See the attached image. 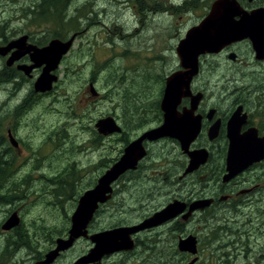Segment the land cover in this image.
<instances>
[{
	"label": "rangeland",
	"instance_id": "obj_1",
	"mask_svg": "<svg viewBox=\"0 0 264 264\" xmlns=\"http://www.w3.org/2000/svg\"><path fill=\"white\" fill-rule=\"evenodd\" d=\"M156 1L73 0L67 11L68 16H73L72 20L60 22V18L49 20V17L37 20L46 23L45 28L50 33L60 30V38L73 37L74 48L60 63L61 79L56 91L25 116L12 119L25 150L24 153L19 151L22 156L12 160L13 169L20 167L13 171L9 182L13 192L19 193L17 199L0 205V254L6 249L0 264H34L56 247L58 238L69 236L71 212L78 201L72 205L71 200L65 197H69L67 194L74 197L78 195L80 186L99 181L107 169V158L116 156L120 148V143L112 138L106 141L101 135L100 139L97 137L95 119L105 114L108 107L111 108L112 99L116 108L113 106L111 110L114 111H119L124 104L133 106L131 102H135L134 105L141 102L145 109L150 110L153 103L160 100L161 76L179 63L175 50L178 42L192 25L199 22L212 0H195L194 3L188 0L187 3L193 6L192 11L182 9L176 12L175 17L169 11L160 10L170 9L168 0H159L158 4ZM172 1L180 4L184 0ZM45 4L43 0H0V16L3 18L30 6L42 7ZM90 78L94 79L99 92L97 97L89 90ZM25 92L23 90V94ZM18 101L19 96L12 99L6 92H0V106L8 104L12 108ZM142 122L129 123V130L148 125ZM59 130L60 140L55 141ZM92 140H95L94 144ZM42 143L45 150H42ZM38 149L40 154L37 153ZM174 152L177 153L176 162L181 166L183 157L179 146ZM163 153L167 155L168 150L161 149L159 155ZM72 172L75 183L70 181ZM200 176L194 177L201 179ZM159 177L162 179L166 176ZM176 177L169 176L168 183L167 179L165 182L161 180L164 187L167 185L165 189L163 187L162 195L167 194L153 198L136 188L138 181L131 189L132 196L129 195L128 186L117 182L111 200L105 201V210L95 217L97 227H93L91 233L136 224L142 215L161 207L167 198L179 193L184 195L178 189V181L172 185ZM146 178L141 177L145 182ZM195 184L197 188L200 187L192 182L189 189ZM63 208L66 211L70 209L68 225H64L67 216ZM14 211L20 218L19 225L4 229L3 224L13 216ZM195 218L188 228L200 238V249L227 252L226 256L223 255L225 252L220 253L224 264H249L248 257L235 251L237 246L234 241L226 236L223 239L215 236L209 238L208 229H204L202 221L197 219L201 218V214ZM65 227H68L67 234L62 235L61 230L65 231ZM21 231L29 233L30 242H22ZM182 232L183 228L174 234ZM153 233L155 231L151 229L147 230L146 235L139 236L140 243H145L144 248H149L151 243L159 249L172 245L177 248V235L163 232L159 240L157 236H152ZM218 235L223 236L224 233ZM7 238L9 242L15 240L19 243L14 248L10 247L11 243L7 247ZM87 239H77L72 247L61 251L53 264H74L78 258L88 254L94 244ZM147 252L142 253L141 257ZM41 254L43 257L39 258ZM152 261H145V264Z\"/></svg>",
	"mask_w": 264,
	"mask_h": 264
},
{
	"label": "flooded vegetation",
	"instance_id": "obj_2",
	"mask_svg": "<svg viewBox=\"0 0 264 264\" xmlns=\"http://www.w3.org/2000/svg\"><path fill=\"white\" fill-rule=\"evenodd\" d=\"M158 1H156L157 4ZM186 1L184 0L179 4L168 0L171 4L170 9L160 10L169 11L173 17H175L176 12L182 9L188 8V11H192L193 6ZM214 1L212 0L211 4L206 6L207 8L201 15L199 22L191 27L199 24L209 14ZM237 2L240 5L239 9L248 13H257L264 8V0H237ZM46 17L47 14L43 13V8L38 6L24 8L23 11L3 18L0 16V47L10 46L6 53L0 52V92H6L12 99L19 96V101L12 108L8 105L10 101L8 104L4 102L7 106H0V137L9 142V145L7 143V146L4 145V147L10 152L9 155L14 160L16 156H22L19 151L24 153L25 147L23 148V141L18 138L17 127L13 126L12 119L25 116L37 104L56 91L61 79L60 63L74 48L73 39L68 51L62 55L61 60L59 57L58 64L50 71L56 77L51 89L37 90L36 82L45 68L47 69V62L49 61L48 51L41 49L54 41L56 45L51 55L56 58L57 53L60 55V40L64 42L69 40L60 38V30L50 33L45 28L46 23L37 22L39 18L44 20ZM239 18V16L235 17V19ZM175 50L177 52V46ZM178 59L179 63H175V67L168 70L169 73L167 71L161 76L158 95L160 100L153 103L150 110L145 109L141 102L136 103V105H134L135 102H131L133 106L124 104L121 105L119 111H114L111 110L113 106L115 107L112 99L111 108L108 107L105 114L97 117V120L95 119V133L98 138L101 135V138L106 141L112 138L115 142L120 143L118 154L107 158L108 163L105 165L107 167L105 172L125 154L126 149L134 140L144 132L164 123L165 112L162 109L161 101L168 76L183 69L181 60L179 57ZM170 70L172 71L170 72ZM89 85L91 94L97 97L99 92L93 78H90ZM23 90H26L24 94ZM190 92L189 95L183 96L181 102L176 105L174 116L177 113H186L189 119L200 120V130L189 149L191 151L203 150L206 153V161L200 163L192 172L186 173L191 165V157L182 149L178 138L164 136L156 140L145 139L142 143L146 150L145 155L139 159L134 168L125 171L112 184V192L110 198L107 199L111 200L116 191L117 182L122 186H128L130 188L129 195L132 196L131 189L137 181V189L142 190V192L145 191L151 198L157 197L159 194L162 195L161 191L164 187L162 181L165 182L167 179L168 183L169 176L172 175L177 176L172 185L178 181V189L184 195L179 193L167 198L160 205L161 207L142 215L140 217L142 219L136 223L149 218L174 200L184 202L186 208L177 217L134 234L132 236L135 242L133 249L114 251L105 255L101 258L100 264H145V261L148 262L150 259L153 260L150 264H224L222 261L224 259H221L220 253L225 251L200 249V238L188 228V225L192 223L191 221L196 219L197 214H201V218L197 219L202 221L204 229H208L209 238L215 236L223 239L226 236V238L234 241L235 246H237L235 251L248 257L249 264H264V44L258 40H252L250 37H245L223 45L218 51H206L200 54L198 71L191 80ZM105 117H113L119 129L107 133L101 132L97 123ZM141 120H143L142 123L147 122L148 125L143 128L133 127L129 130V123L132 124ZM232 136L237 137L239 141H250L255 144H252V147L257 150L254 154L252 153V162L246 163V167L237 170L230 177L228 156ZM58 140H60V130L56 134L55 141ZM94 143L95 140H92V144ZM44 145L42 143V150L46 149ZM0 146L3 148L2 145ZM178 146L181 157H183L181 166H178V162H176L177 153L174 152ZM40 149L37 150L38 154H40ZM161 149L162 151L167 149L168 154L159 155ZM238 154L241 153L238 152ZM198 159L199 157L196 161ZM14 165L16 166V164ZM19 168L17 167L13 171H17ZM160 175L166 177L161 179ZM195 175L198 177L201 175V179L194 177ZM142 176L148 177L146 182L141 179ZM97 182L98 180L88 189L94 188ZM192 182L198 183L200 187L197 188V184H195L189 189ZM166 187L167 185L164 189ZM204 199L211 200L209 205L195 210L187 218L184 217L194 201ZM106 203H99L92 216L94 222L95 217L105 210ZM75 209L71 212L72 214ZM182 228L184 232L174 234L181 231ZM151 229L155 231L152 236L158 238L162 236L163 232L177 235L175 238L177 248H174L173 245L167 249L152 248V246L155 247L152 243L149 244V248H144L145 243H140L139 236L146 235L147 230ZM90 232H92L91 229ZM219 233H224V235L219 236ZM190 234L196 235L198 239V252L196 254L178 248L179 240ZM159 240L161 239L159 238ZM144 252H147V255L142 258ZM227 254L225 252L223 255L226 256ZM253 257L255 258L252 259Z\"/></svg>",
	"mask_w": 264,
	"mask_h": 264
},
{
	"label": "water",
	"instance_id": "obj_3",
	"mask_svg": "<svg viewBox=\"0 0 264 264\" xmlns=\"http://www.w3.org/2000/svg\"><path fill=\"white\" fill-rule=\"evenodd\" d=\"M239 7L237 0H215L212 3L209 14L199 24L187 30L185 36L180 39L177 45V54L183 69L175 71L168 76L161 101L162 109L165 112L164 123L159 127L144 132L139 138L134 140L126 149L125 154L100 177L98 184L94 188L87 189L81 195L71 217L69 236L58 238L56 247L34 264H53L60 256L61 251L69 249L77 239L82 237L90 239L94 246L90 248L88 254L78 258L74 264H100L101 258L105 255H109L114 251L133 249L135 242L132 236L134 234L161 225L184 211L186 204L179 200H174L165 208L139 223L94 233H91L89 229V225L94 219L92 216L99 203L105 202L110 198L112 184L125 171L134 168L139 159L145 155L146 150L142 144L145 139L156 140L164 136L178 138L182 149L191 157V165L186 173L192 172L200 163L202 164L206 161V153L203 150L191 151L189 149L200 130V120L196 118L189 119L186 113H177L175 116L174 113L176 112V105L181 102L182 97L191 93L190 83L198 71V57L200 54L206 51H218L223 45L245 37H250L252 40H258L261 44H264V8L257 13H248L242 11V9L240 10ZM236 16L240 18L235 19ZM73 39L72 37L66 42L60 40V55L57 53L56 58L51 55L56 45L54 41L49 46L41 49L48 51L49 61L47 62V69L45 68L43 74L36 82L37 90L45 91L51 89L56 77L50 71L58 64L59 57L61 60L62 55L68 51ZM9 47H0V52L6 53ZM97 126L104 133L119 129L113 117L100 119ZM102 126L104 127L102 128ZM252 144L250 141H239L237 137H231L228 156L229 176L236 173L237 170H242L246 167V163L252 162V153L254 154L255 150H257L252 147ZM238 152L241 154L239 155ZM199 154L200 156H198ZM198 157L199 159L196 161ZM195 162H197L196 165H194ZM243 162L245 163L243 164ZM210 201L209 199L194 201L190 205L189 211L184 214V217L187 218L195 210L209 205ZM19 223L20 218L14 213L3 224V228L11 229L18 226ZM197 244L196 235L190 234L179 240L178 248L196 254L198 252ZM96 261L99 262L95 263Z\"/></svg>",
	"mask_w": 264,
	"mask_h": 264
},
{
	"label": "trees",
	"instance_id": "obj_4",
	"mask_svg": "<svg viewBox=\"0 0 264 264\" xmlns=\"http://www.w3.org/2000/svg\"><path fill=\"white\" fill-rule=\"evenodd\" d=\"M43 1L46 2L45 5H42L43 13L47 14V17H49V20L56 19V18H60V22H63V20H64V22H68V21L72 20L73 16H68L67 11H68V8L70 7V4L73 3V0H43ZM187 2H188V0L186 1V3ZM190 2L194 3L195 0H190ZM0 145H2V146L6 145L7 146V142L5 140H3L1 137H0ZM9 153L10 152L7 150V157L8 158H5L2 154H0V205L4 204V203H11L12 201L10 202V199H13V200L17 199L16 196L19 194V193H14L12 190L11 184H9L10 179H11V175L14 173L13 168H12L13 157H11L9 155ZM65 173H67V171L64 172L63 174H65ZM73 173L74 172H72L71 178H70L71 183L76 182L75 179H72ZM90 186H92V184L80 186L79 187L80 191L78 192V195H75L74 197H72V195L67 194V196H69V197H65V198L70 199L72 202V205H75L77 203L78 199L80 198V196ZM71 208L72 207H70V209ZM70 209H68V211H66V209H64V212L67 216L66 217L67 219L65 220L64 225H66V224L68 225L70 223V218H68V217H70V215L68 213ZM93 222L90 224L91 231H93V227H97V226H95V224H93ZM213 227H215V225H213ZM18 230H20V226H19ZM67 230H68V227H65V231L61 230L62 235L67 234ZM213 232H215V229H213ZM20 234L22 236V239H21L22 242H24V243L30 242L29 233H23V231H21ZM151 241H153V239H151ZM10 243H11L10 247L14 248L16 246V244H18L19 242L15 241V240H11L9 242V239L7 238V243H6L7 247L10 245ZM23 245H25V244H23ZM152 248H154V247L152 246ZM1 252L2 253L0 254V258L2 256V254L6 253V249H4ZM41 257H43V254H41L39 256V258H41Z\"/></svg>",
	"mask_w": 264,
	"mask_h": 264
},
{
	"label": "bare ground",
	"instance_id": "obj_5",
	"mask_svg": "<svg viewBox=\"0 0 264 264\" xmlns=\"http://www.w3.org/2000/svg\"><path fill=\"white\" fill-rule=\"evenodd\" d=\"M94 25H95V24H94ZM96 26H97V25H96ZM123 29H124V28H123ZM128 40H129V39H128ZM132 40H134V39H132ZM132 40H130V41H132ZM0 154H2L5 158H8V157H7V149H6V147L3 146V148H2V147L0 146ZM3 156H2V157H3ZM14 213H16V211H14ZM14 213H13V214H14ZM10 217H11V216H10ZM5 222H6V221H5Z\"/></svg>",
	"mask_w": 264,
	"mask_h": 264
}]
</instances>
